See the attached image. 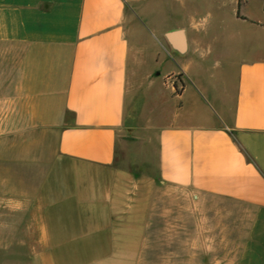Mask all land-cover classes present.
I'll return each instance as SVG.
<instances>
[{
	"label": "crops",
	"instance_id": "crops-1",
	"mask_svg": "<svg viewBox=\"0 0 264 264\" xmlns=\"http://www.w3.org/2000/svg\"><path fill=\"white\" fill-rule=\"evenodd\" d=\"M175 1L179 18L149 39L158 55L143 71L128 0H0V252L16 247L0 264H139L146 181L114 165L135 100L158 182L241 206L234 264H264V0ZM159 77L179 92L157 90Z\"/></svg>",
	"mask_w": 264,
	"mask_h": 264
},
{
	"label": "rangeland",
	"instance_id": "rangeland-1",
	"mask_svg": "<svg viewBox=\"0 0 264 264\" xmlns=\"http://www.w3.org/2000/svg\"><path fill=\"white\" fill-rule=\"evenodd\" d=\"M128 6L127 35L138 52L139 67L146 71L148 60L156 59L158 55L149 39L160 37V30L173 26L180 15L179 2L128 0ZM181 12L186 15L187 10ZM150 65H153L152 61ZM224 76L225 86L231 87L232 72L229 70ZM210 80L209 83L203 79V86L207 89L204 93L217 96L216 89L221 91V88L215 79ZM141 81L142 77L135 75L133 86L136 88ZM154 87L173 95L180 90L173 78L159 77ZM148 119V109L142 106L139 110L137 101H133L125 111L114 159L115 166L146 181L141 191L148 206L147 236L139 264H234L245 236L242 207L220 199L208 198L200 202L190 193L162 186L156 176V141L153 132L147 130ZM11 248V251H1L0 254L15 255L13 250L16 247ZM17 261L25 264L23 259Z\"/></svg>",
	"mask_w": 264,
	"mask_h": 264
},
{
	"label": "water",
	"instance_id": "water-1",
	"mask_svg": "<svg viewBox=\"0 0 264 264\" xmlns=\"http://www.w3.org/2000/svg\"><path fill=\"white\" fill-rule=\"evenodd\" d=\"M166 38L179 50L183 49V41L178 37V31L166 32Z\"/></svg>",
	"mask_w": 264,
	"mask_h": 264
}]
</instances>
